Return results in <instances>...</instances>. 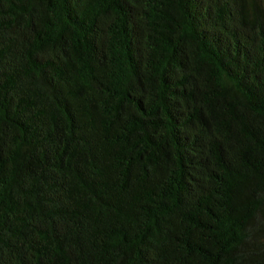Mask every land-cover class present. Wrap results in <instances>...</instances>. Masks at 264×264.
<instances>
[{"label":"trees","instance_id":"obj_1","mask_svg":"<svg viewBox=\"0 0 264 264\" xmlns=\"http://www.w3.org/2000/svg\"><path fill=\"white\" fill-rule=\"evenodd\" d=\"M0 264H264V0H0Z\"/></svg>","mask_w":264,"mask_h":264}]
</instances>
